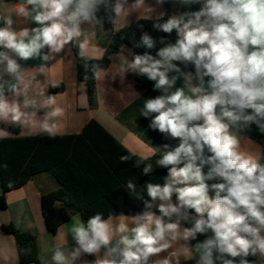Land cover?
<instances>
[{"label":"clouds","instance_id":"9594fccd","mask_svg":"<svg viewBox=\"0 0 264 264\" xmlns=\"http://www.w3.org/2000/svg\"><path fill=\"white\" fill-rule=\"evenodd\" d=\"M166 2L156 0V6ZM177 2L199 7L161 12L156 17L162 22L152 25L157 32H175V42L161 37L163 47L153 55L149 50L157 40L142 31L135 47L146 51L132 53L119 67L121 76L146 77L160 93L147 98L139 111L150 120V129L178 141L158 148L156 166L167 169L163 183L146 182L137 191L128 180L126 187L144 209L76 220L70 228L74 246L54 245L51 264H181V258L195 264H253L249 256L264 258V155L241 146V133L251 125L264 133V0ZM140 10L152 16L156 7L145 0H21L14 15L29 26L17 30L13 16L0 18V125L35 128L54 138L65 108L57 95H46L49 86L57 85L37 75L46 76L69 46L78 48L87 71L95 30L104 29L107 20L118 31ZM29 60L40 64L22 67L20 61ZM181 65L193 66L194 72ZM100 70L92 65L97 78ZM180 80L183 85L177 86ZM41 109L43 117L38 116ZM8 135L0 127V137ZM128 160L121 156L122 162ZM153 171L151 163L142 167L145 176ZM198 235L206 238L190 246ZM86 255L95 259H83Z\"/></svg>","mask_w":264,"mask_h":264},{"label":"trees","instance_id":"16d2710c","mask_svg":"<svg viewBox=\"0 0 264 264\" xmlns=\"http://www.w3.org/2000/svg\"><path fill=\"white\" fill-rule=\"evenodd\" d=\"M165 12L172 14V2L167 0ZM181 6V13L188 10H197L199 5H193L191 9ZM101 15H104L101 12ZM0 18H2L0 12ZM162 22L159 18L140 19L130 25L112 31V24L105 22L104 28L108 30L109 39L105 46L104 55L100 59L88 60L89 69L85 70V59L78 56V48L72 47L77 60V76L80 82L88 85V103L90 109L98 106L97 93L94 87L95 74L92 65L100 68H108L111 64V56L120 52L127 46L133 49L135 54H142L145 48H136L142 31L149 32L156 40L155 49L149 50L153 55L163 47L159 43L161 37L167 42L174 43L176 33L171 35L153 30L154 23ZM3 22L0 21V26ZM143 25V29L139 27ZM101 28H97V31ZM97 37H99L97 33ZM123 37V38H122ZM184 71L194 72V67H184ZM88 79H85V77ZM138 83L152 96L160 93L153 91V82L146 77H139ZM51 87L52 92H62L65 89L63 83ZM183 80L178 81L177 86H182ZM6 130L14 134V137L0 138V181L3 193L0 195V209L8 205L5 193L19 189L28 183L39 173H48L57 182L58 189L42 193L41 207L48 231L52 234L58 232L60 226L70 221L79 214L80 218H87L97 212L104 214L105 218L110 213L119 215L135 213L144 209L142 201L126 187L127 181L132 180L137 184V191L144 190L146 182L163 183V177L167 169L156 166L160 158L159 153L147 157V159L132 154L117 139L114 138L97 120L91 119L78 134L48 136H19L17 126H6ZM246 138L256 142L261 147V155H264V133H261L255 124L241 133ZM169 144L176 146L178 141L170 140ZM128 156L129 160L121 161V156ZM142 161L140 167L137 162ZM264 162V161H262ZM145 163H151L154 171L145 176L142 167ZM7 167H3V165ZM207 171V168L205 169ZM215 181H210L213 183ZM145 199H148L144 193ZM184 226H190L184 224ZM1 230L13 236L18 260L20 264H42L40 259L38 239L34 233L22 232L11 223L2 224ZM207 235H211L209 232ZM206 235H198L196 240L190 241L191 246L202 242ZM256 257L249 256L252 262ZM183 264H195V260H188Z\"/></svg>","mask_w":264,"mask_h":264},{"label":"crops","instance_id":"0c3cea01","mask_svg":"<svg viewBox=\"0 0 264 264\" xmlns=\"http://www.w3.org/2000/svg\"><path fill=\"white\" fill-rule=\"evenodd\" d=\"M20 2L21 0H0L2 18L13 16L14 21H16L13 27L17 30L29 26L20 23L21 18L14 15V11ZM132 2L133 0H128L129 4ZM145 2L149 6L156 7L154 17L161 12H165V4L156 6V0H145ZM136 19L131 18L130 21L122 22L119 29L122 25H130ZM82 27L85 29L90 28L87 24L82 25ZM90 39L93 45L92 58H102L106 44L103 45L101 41L98 42L97 29L95 35ZM69 47L71 49L69 52L66 49L64 53L57 56L56 62H52L46 76L43 74L37 75L39 81L44 82L46 80L49 85L53 83H63L65 85L62 92H52L50 86L46 90V95H57L58 103L65 108V115L62 118L60 131L57 135L78 134L91 119H95L132 154L142 158L150 157L153 155V149L156 150L155 154H161L158 148L165 143H169L170 140H166L158 131L150 129L148 127L150 120L140 116L139 111L144 101L152 96L138 83L137 79L141 76L131 72L126 74L125 77L119 74L120 65L125 62L126 58L131 59L132 53L135 54L133 49L123 47L120 52L111 56L110 66L100 68L98 78L95 75L94 87L97 93L98 106L95 110H92L88 103V85L78 80L77 60L72 47ZM20 63L25 69H32L38 66L40 61L29 60L26 62L20 61ZM8 78L5 77V79ZM44 114L45 110L41 109L38 116L43 117ZM0 127L2 126L0 125ZM17 127L19 128V136H48L46 133H38L35 128L29 130L22 129L20 126ZM10 137H14V134L11 133V135L0 138ZM241 146L243 150L254 154L261 153L260 145L257 146L256 142L254 143L249 138L243 137ZM58 186L50 174L39 173L21 188L5 193L8 205L5 209H0L2 214L0 215V226L12 222L20 231L31 232L37 236L42 264H51V249L54 245L61 246L66 250L69 245L74 246V241H71L70 228L76 220L81 219L80 215L76 214L70 221L60 226L57 233L52 234L48 231L42 213L41 197L42 193L55 191ZM2 193L0 181V195ZM125 215L129 216V214ZM177 246L174 245V248ZM160 255L166 256L167 253H161ZM83 259L93 261L95 257L86 255ZM186 261L188 260L181 258V264ZM0 264H20L13 236L4 233L1 228ZM77 264H80V261Z\"/></svg>","mask_w":264,"mask_h":264},{"label":"rangeland","instance_id":"374dc122","mask_svg":"<svg viewBox=\"0 0 264 264\" xmlns=\"http://www.w3.org/2000/svg\"><path fill=\"white\" fill-rule=\"evenodd\" d=\"M180 4L177 2V0H172V14H180ZM131 18H137L135 21L137 20H140V19H155L156 17H154V13L152 14V16L146 14L143 10H140L139 12H133L129 15V17L127 18V21ZM122 22H126V21H122ZM121 22V24H122ZM126 25H122V27H125ZM121 27V28H122ZM99 37H98V42L100 43L101 41V44H108V39H109V34H108V30L106 28L104 29H99L97 31ZM127 47V46H126ZM255 143V142H254ZM256 145L258 146V144L256 143ZM0 215L1 214V211H0ZM254 264H264V258H261L259 257V255H257V258L255 260V263Z\"/></svg>","mask_w":264,"mask_h":264}]
</instances>
